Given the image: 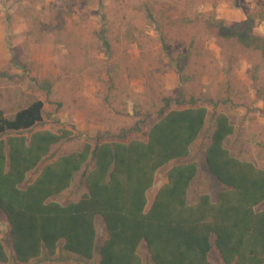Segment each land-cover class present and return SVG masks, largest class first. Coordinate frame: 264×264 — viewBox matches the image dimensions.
I'll return each mask as SVG.
<instances>
[{"label": "rangeland", "instance_id": "obj_1", "mask_svg": "<svg viewBox=\"0 0 264 264\" xmlns=\"http://www.w3.org/2000/svg\"><path fill=\"white\" fill-rule=\"evenodd\" d=\"M260 11L264 0H0V111L12 116L43 101L44 119L36 129L74 132L52 148L55 158L86 142L146 139L165 98H170L166 110L196 100L209 108L207 123L191 155L160 170L149 195L152 199L166 182L173 164L196 161L190 201L203 192L216 198L224 185L210 173L205 155L219 112L236 128L226 146L264 167V56L227 38L214 19L240 25ZM254 32L264 36V19L257 20ZM180 54L185 58L178 62ZM92 166L90 160L83 169ZM84 192L79 174L58 199L77 200ZM98 227L102 241L101 219ZM0 231L11 256L0 264H22L13 256L1 210ZM141 252L144 264H153L145 246ZM213 259L224 264L218 252ZM40 262L100 264L98 254L89 261L61 251L52 260L29 264Z\"/></svg>", "mask_w": 264, "mask_h": 264}, {"label": "trees", "instance_id": "obj_2", "mask_svg": "<svg viewBox=\"0 0 264 264\" xmlns=\"http://www.w3.org/2000/svg\"><path fill=\"white\" fill-rule=\"evenodd\" d=\"M264 11L252 12L240 25L214 19L227 38H235L264 56V36L256 34ZM185 58L179 55L177 61ZM160 118L146 139L105 140L52 157V148L73 130L36 129L44 103L35 100L7 116L0 111V210L9 224L14 258L22 264L53 259L59 251L100 264H144L147 248L153 264H264V167L235 156L226 146L235 126L226 112L215 117L206 148L210 173L224 188L216 198L203 192L190 201L196 161L173 164L153 198L157 173L188 158L209 116L207 105L172 108L165 98ZM93 161L90 168L83 167ZM46 162V163H44ZM44 165L41 167V165ZM28 181V174L40 169ZM82 174L86 192L77 200L58 199ZM98 219L106 235L99 239ZM0 231V263L9 262ZM73 264V263H38Z\"/></svg>", "mask_w": 264, "mask_h": 264}]
</instances>
